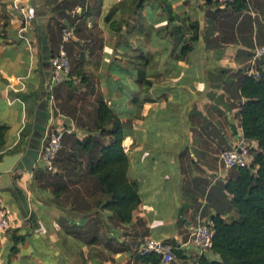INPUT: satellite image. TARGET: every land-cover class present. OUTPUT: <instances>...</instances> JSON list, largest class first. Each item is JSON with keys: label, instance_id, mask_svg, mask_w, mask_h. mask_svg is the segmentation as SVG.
<instances>
[{"label": "crops", "instance_id": "1", "mask_svg": "<svg viewBox=\"0 0 264 264\" xmlns=\"http://www.w3.org/2000/svg\"><path fill=\"white\" fill-rule=\"evenodd\" d=\"M125 1L0 0V125L7 127L0 162L24 150L32 131L28 89L37 53L20 29L33 7L28 28L36 34V19L45 16L51 51L61 24L76 22L65 45L70 79L52 119L84 129L95 121L98 99L110 105L127 129V176L141 199L121 222L102 207L106 197L93 188L84 157L57 155L55 170L41 176L38 161L31 172L11 174L19 190H0L11 221L0 237V264H154L137 252L146 237L172 244L177 259L168 264H195L201 251L189 242L190 228L221 209L227 219L237 216L222 189L235 169L218 156L238 145L257 148L243 138L238 113L242 79L264 45V0H146L134 11L120 6L105 21ZM192 23L198 37L186 41ZM185 43L191 48L180 57ZM255 66L264 68V55Z\"/></svg>", "mask_w": 264, "mask_h": 264}, {"label": "trees", "instance_id": "2", "mask_svg": "<svg viewBox=\"0 0 264 264\" xmlns=\"http://www.w3.org/2000/svg\"><path fill=\"white\" fill-rule=\"evenodd\" d=\"M145 1L127 0L114 6L105 21H110L120 6L130 4V10L134 11ZM168 10L170 20H174L170 5ZM188 28L192 33L186 41L196 40L198 25L192 23ZM190 48V44L185 43L180 57ZM240 94L245 98L238 113L243 138L256 141L257 148L252 147L249 165L233 168L234 173L222 185V189L231 195L228 206L237 212V216L227 219L224 209L218 211L212 247L202 251L195 264H264V68H259L258 78L244 76ZM6 128L0 125V149ZM126 135L125 124L101 98L96 101V118L91 126L65 132L63 143L74 139V150L67 154L63 148L58 153L64 156L63 160L70 162L76 161V152L85 155L92 186L106 197L102 207L110 210L121 222L131 220L132 211L141 201L137 185L127 176L129 160L122 146ZM75 168L73 165L71 169ZM36 171L41 176L47 170L41 164ZM149 256L154 257V264H159L157 255Z\"/></svg>", "mask_w": 264, "mask_h": 264}, {"label": "built area", "instance_id": "3", "mask_svg": "<svg viewBox=\"0 0 264 264\" xmlns=\"http://www.w3.org/2000/svg\"><path fill=\"white\" fill-rule=\"evenodd\" d=\"M221 3L232 2L233 0H214ZM35 9L33 7L27 8L24 19L22 20L23 26L21 27L20 37L29 45L35 44V36L33 30L28 28L30 22L34 19ZM76 32V22L62 23L60 27V40L57 49L52 52L51 73L47 79V90L50 110V120L46 126L43 136L41 149L39 153V161L42 162L47 171L55 170V161L63 143V137L66 130L64 127L57 125L52 119V114H57L58 111L54 106L55 96L54 88L63 84L70 79V61L66 51V43L74 38ZM35 46V45H34ZM264 55V45L256 47L254 50L253 58L250 66L246 70L247 76L254 78L259 77V68L255 66L257 58ZM219 163L226 169H233L245 167L249 165L246 145H238L230 149H222L219 152ZM1 190V188H0ZM216 216L210 217L208 220L198 222L189 230V242L197 247L201 252L208 250L212 247L213 236L215 232ZM11 227L7 203L2 197L0 192V237L6 234ZM137 252L140 255L155 254L160 260L168 264L177 259L176 252L167 241L160 240L154 237H146L138 246Z\"/></svg>", "mask_w": 264, "mask_h": 264}, {"label": "water", "instance_id": "4", "mask_svg": "<svg viewBox=\"0 0 264 264\" xmlns=\"http://www.w3.org/2000/svg\"><path fill=\"white\" fill-rule=\"evenodd\" d=\"M47 18L45 16L36 19V35L40 50L39 55V96L38 102L33 113L32 131L27 139L24 150L8 154L3 157L0 162V188H10L19 190L17 186L11 182L10 176L15 172L27 171L31 172L39 161V153L46 126L50 120V110L48 106V90L47 79L51 73L50 58L52 55L51 48L48 43L47 34Z\"/></svg>", "mask_w": 264, "mask_h": 264}, {"label": "rangeland", "instance_id": "5", "mask_svg": "<svg viewBox=\"0 0 264 264\" xmlns=\"http://www.w3.org/2000/svg\"><path fill=\"white\" fill-rule=\"evenodd\" d=\"M35 34V33H34ZM53 34V37L55 36V38H58V30L55 31V33H52ZM60 40V39H59ZM34 50L36 51L37 53V62H35L34 66H33V70H32V75H33V81L31 83H29V89L28 91L29 92H32L33 93V97H32V108H31V112H30V116H29V120L30 122L32 121V118H33V111L36 107V104L38 102V96H39V84H40V74L38 73V69H39V64H38V57H39V54H40V50H39V47H38V44H37V39H36V34H35V44H34ZM71 65V63H70ZM63 85L64 84H61L59 86H57L56 88H54V96H55V101H54V106L58 107L60 109V104L56 101V98L57 97H60L62 94H63ZM48 106H49V102H48ZM50 109V108H49ZM86 110H89V109H85L84 110V115H86L88 113V111ZM87 112V113H86ZM88 115V114H87ZM86 117V116H85ZM92 125V124H91ZM89 125V126H91ZM73 139H70V140H67L65 142V145H68L70 148H74V144L72 142ZM64 145V144H63ZM68 146H63L61 149H63L64 147V150H67L66 148H68ZM247 148V156H248V161L250 162V158H251V154L253 153V149L252 147H250L249 145L246 146ZM74 150V149H72ZM68 153H70V151L67 150ZM220 152V151H219ZM78 155H76V157L79 159L82 157L85 158V155L82 153V154H79V152H76ZM59 155V154H58ZM81 155V156H79ZM76 158V159H77ZM45 174H49L48 171H43ZM2 194V193H1ZM3 195V194H2ZM4 196V195H3Z\"/></svg>", "mask_w": 264, "mask_h": 264}]
</instances>
